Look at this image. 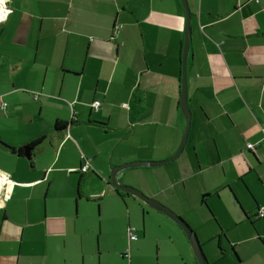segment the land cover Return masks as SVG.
Returning a JSON list of instances; mask_svg holds the SVG:
<instances>
[{"label": "crops", "instance_id": "1", "mask_svg": "<svg viewBox=\"0 0 264 264\" xmlns=\"http://www.w3.org/2000/svg\"><path fill=\"white\" fill-rule=\"evenodd\" d=\"M7 1L0 172L13 188L0 203V264H86L74 202L77 213L82 200L96 199L99 214L115 197L128 229L138 227L131 213L145 204L121 198L108 184L112 169L165 160L180 146L185 10L180 0ZM187 1L188 141L175 161L126 169L118 181L185 219L208 264H264V0ZM138 98L145 112L133 118L122 104ZM86 160L92 169L81 174ZM84 176L101 191L83 192Z\"/></svg>", "mask_w": 264, "mask_h": 264}, {"label": "rangeland", "instance_id": "2", "mask_svg": "<svg viewBox=\"0 0 264 264\" xmlns=\"http://www.w3.org/2000/svg\"><path fill=\"white\" fill-rule=\"evenodd\" d=\"M146 181L148 182V179ZM78 183L86 194L101 191L99 182L91 181L86 176L82 181H77ZM115 199L117 198L108 196L102 200L99 214L96 199L82 200L80 211V203H78L77 213L75 202L73 204V215H76L79 234L83 236V243L80 242V246L84 247L83 256L86 258V264H197L193 247L183 230L174 221L156 212L140 199L138 200L145 204L143 211L139 209L140 203H137L131 213V217H135L138 221L139 226L136 227L132 223L131 228L137 229L139 241L129 243L128 227L125 224L128 213L124 208L126 214L115 208ZM129 202L132 204V200ZM116 215L122 218L116 220L114 218ZM143 222L145 236H143ZM129 247L130 256L123 258ZM215 247L218 249L217 242Z\"/></svg>", "mask_w": 264, "mask_h": 264}, {"label": "water", "instance_id": "3", "mask_svg": "<svg viewBox=\"0 0 264 264\" xmlns=\"http://www.w3.org/2000/svg\"><path fill=\"white\" fill-rule=\"evenodd\" d=\"M185 10V25H184V45L181 57V90H180V107L186 120V126L183 133V137L178 150L169 158L162 161H135L126 163L120 166H116L112 169L109 183L117 192H124L126 195H131L137 199H140L145 204L149 205L153 209L163 213L181 227L188 241L196 255L197 264H208L202 246L199 242L197 233L190 227V225L179 215H177L169 207L162 204L160 201L147 196L143 191L134 186L127 185L118 181V174L129 168H141V167H158L161 165L169 164L175 161L184 151V147L188 141L189 132L192 122V113L189 107L188 99V78H187V60L190 50L191 40V12L189 9L187 0H180ZM31 150H26L25 156L29 159L31 156ZM139 180H142L140 178Z\"/></svg>", "mask_w": 264, "mask_h": 264}, {"label": "built area", "instance_id": "4", "mask_svg": "<svg viewBox=\"0 0 264 264\" xmlns=\"http://www.w3.org/2000/svg\"><path fill=\"white\" fill-rule=\"evenodd\" d=\"M2 9H0V24L3 23L8 16L11 14L12 9L9 7L7 0H4L2 2ZM100 106L99 102H94L93 103V108L94 109H98ZM248 149H254V144H248L247 146ZM92 169V165L91 162L88 160L84 163L83 167L80 169L82 173H86L89 172ZM0 177H2V181L0 182V203L2 202H6L9 200L10 195H11V189L13 188V182L11 180H9L8 176L5 175L4 173H0ZM4 174V175H3ZM262 211L264 212V209H262ZM262 212V216L263 213ZM128 236H129V241L133 242V241H137L138 240V236L136 234V230L134 228H129L128 229Z\"/></svg>", "mask_w": 264, "mask_h": 264}, {"label": "trees", "instance_id": "5", "mask_svg": "<svg viewBox=\"0 0 264 264\" xmlns=\"http://www.w3.org/2000/svg\"><path fill=\"white\" fill-rule=\"evenodd\" d=\"M120 29H121V27L120 26H116V27H114V32H113V39H115V36L117 35V33L120 31ZM123 44V43H122ZM96 102H99L100 103V106H101V102L100 101H96ZM100 106H99V108H100ZM122 107L125 109V110H127V111H130L131 113H132V117L133 118H135V117H137V116H140L141 114H143L144 112H145V107H144V105H143V101L141 100V98H138V99H136V100H133L132 101V103L131 104H129V103H123L122 104ZM99 108L98 109H94V110H99ZM103 125V124H102ZM65 125H63L62 126V124H60L59 122H57L56 123V127H58V128H61V127H64ZM103 126H105V125H103ZM43 141V138H41V139H38V140H35V141H33L31 144H29L28 145V148L32 151V149H34V148H36L37 146H39L40 144H41V142ZM2 145L4 146V147H6V148H8L13 154H17V155H23V152H24V150L22 149V148H20V149H15V148H13V147H9V146H7V145H5V144H3L2 143ZM86 161H88V160H86ZM90 161V160H89ZM84 165V164H83ZM79 172L81 173V174H87L88 172H86V173H82L81 172V170L79 169ZM90 172V171H89ZM81 177H82V175H81ZM121 192V191H120ZM122 194H123V192H121ZM121 196V198L123 199L124 198V194L123 195H120ZM128 197H130L129 195H128ZM262 210H260L259 211V213L257 214L258 215V217L259 218H264V214H263V216H262ZM264 213V212H263ZM222 235H223V237L225 238L226 236H225V234H223L222 233ZM220 249V251L222 252V254H223V249H221V248H219Z\"/></svg>", "mask_w": 264, "mask_h": 264}, {"label": "bare ground", "instance_id": "6", "mask_svg": "<svg viewBox=\"0 0 264 264\" xmlns=\"http://www.w3.org/2000/svg\"><path fill=\"white\" fill-rule=\"evenodd\" d=\"M2 1H4V0H0V2H2ZM7 3H8V1H7ZM2 5H3V4L0 3V9H2ZM11 9H12V8H11ZM8 17H9V16H8ZM5 21H6V20H5ZM82 167H83V166H82ZM82 167H81V168H82ZM81 168H80V169H81ZM0 173H1V172H0ZM0 175H1V174H0ZM3 175H4V174H3ZM2 180H3L2 177H0V182H1Z\"/></svg>", "mask_w": 264, "mask_h": 264}]
</instances>
